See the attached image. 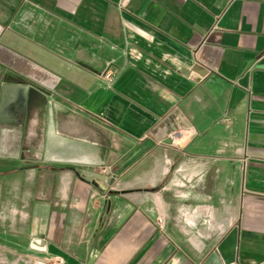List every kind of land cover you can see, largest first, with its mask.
Segmentation results:
<instances>
[{
  "label": "crops",
  "instance_id": "obj_1",
  "mask_svg": "<svg viewBox=\"0 0 264 264\" xmlns=\"http://www.w3.org/2000/svg\"><path fill=\"white\" fill-rule=\"evenodd\" d=\"M4 84L0 264H264V0H0Z\"/></svg>",
  "mask_w": 264,
  "mask_h": 264
},
{
  "label": "water",
  "instance_id": "obj_2",
  "mask_svg": "<svg viewBox=\"0 0 264 264\" xmlns=\"http://www.w3.org/2000/svg\"><path fill=\"white\" fill-rule=\"evenodd\" d=\"M34 90L27 84H4L0 98V121L11 101L15 102L19 119L7 124L22 125L27 104L32 99ZM31 247L39 252H45L46 243L43 240L33 239ZM238 228H234L219 244L216 250L210 254L203 264H233L237 262Z\"/></svg>",
  "mask_w": 264,
  "mask_h": 264
},
{
  "label": "built area",
  "instance_id": "obj_3",
  "mask_svg": "<svg viewBox=\"0 0 264 264\" xmlns=\"http://www.w3.org/2000/svg\"><path fill=\"white\" fill-rule=\"evenodd\" d=\"M104 78L110 85L113 83L115 76L113 73L106 72L104 74ZM185 138H186V134L184 132H180V131L172 132L168 137L167 143L179 146L181 143H183ZM36 264H65V262L61 258L48 257L46 259L37 260ZM233 264H238V263L236 262Z\"/></svg>",
  "mask_w": 264,
  "mask_h": 264
}]
</instances>
